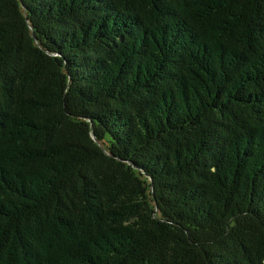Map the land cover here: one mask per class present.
<instances>
[{"label": "trees", "instance_id": "obj_1", "mask_svg": "<svg viewBox=\"0 0 264 264\" xmlns=\"http://www.w3.org/2000/svg\"><path fill=\"white\" fill-rule=\"evenodd\" d=\"M0 264H264V0H0Z\"/></svg>", "mask_w": 264, "mask_h": 264}]
</instances>
